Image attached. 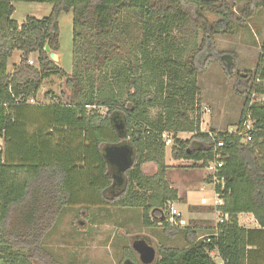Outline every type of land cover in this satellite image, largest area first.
Wrapping results in <instances>:
<instances>
[{"label":"trees","instance_id":"16d2710c","mask_svg":"<svg viewBox=\"0 0 264 264\" xmlns=\"http://www.w3.org/2000/svg\"><path fill=\"white\" fill-rule=\"evenodd\" d=\"M16 2L48 3L51 10L19 24L12 18ZM259 10L264 0H248L238 14L216 0H0V264H63L43 240L86 188L87 205L139 208L145 227L183 233L186 245L158 246L152 264H218L211 251L225 264H264V100L251 99L264 94V36L254 69L235 73L246 84L237 125L249 111L250 142L233 131L210 137L201 130L197 81L204 62L221 64L215 36L236 33ZM62 12H72L70 73L49 57L59 50ZM208 14L218 19L210 22ZM134 28L136 52L126 51ZM14 51L20 59L8 72ZM32 53L37 66L28 60ZM50 76L63 80L68 98L30 103ZM183 132L191 137L179 138ZM165 133L171 156L200 168L214 159L215 142L223 144V185L214 190L222 199L216 210L227 220L215 234L198 239L193 228L166 222L168 204L181 198L166 179ZM125 143L132 164L117 175L103 149ZM239 213L252 214L259 228L241 227ZM125 260L140 264L131 249Z\"/></svg>","mask_w":264,"mask_h":264},{"label":"rangeland","instance_id":"374dc122","mask_svg":"<svg viewBox=\"0 0 264 264\" xmlns=\"http://www.w3.org/2000/svg\"><path fill=\"white\" fill-rule=\"evenodd\" d=\"M216 1L228 3L234 13L238 14L248 0ZM14 9L13 18L20 22L26 16L42 18L48 15L51 5L16 2ZM206 17L210 22L218 19V16L213 14H208ZM71 19L72 12H63L58 18L60 48L57 63L66 72H71L72 68ZM128 36L125 49L135 51L136 44L140 40V32L134 28ZM263 36L264 10H259L253 18L246 20V26L236 33L215 36L217 48L224 52L221 57L222 65L218 62H204L203 70L199 72L197 78L200 89L198 114L201 118L202 131L235 130L244 104L243 92L246 85L244 78L238 77L235 73L239 72L244 75L254 69ZM19 59V52L14 51L8 59L7 69L12 70ZM32 59L28 58L33 62L32 65L37 66V62ZM59 97L62 100L68 98V90L63 80L55 77L41 83L35 102L57 101ZM258 98L255 96V99ZM204 108L207 109L203 110ZM100 111L105 112V109L100 108ZM155 111V109L150 110V114L153 116ZM165 153L170 156L168 147L165 148ZM204 170L206 171L204 168L202 172H205ZM146 172L151 173L152 171L146 170ZM191 196V204L199 202V198L205 196L207 204L214 205L216 198L212 183H205L201 190L193 191ZM78 197L80 202L64 208L43 240L47 251L63 264H131L125 259L128 258L130 249L133 250L132 241L140 238L145 239L156 250L158 246L181 248L186 245L182 232L176 235L166 233L161 226L145 227L140 210L87 205V188ZM181 209L186 210L187 207L182 205ZM197 210L204 211L205 220L193 222L194 227L189 223V227L196 229V238L202 239L215 234L216 226L221 219L216 207L204 206ZM247 223L242 216L240 224L243 227H249ZM169 234L173 235L172 239L167 236Z\"/></svg>","mask_w":264,"mask_h":264},{"label":"crops","instance_id":"0c3cea01","mask_svg":"<svg viewBox=\"0 0 264 264\" xmlns=\"http://www.w3.org/2000/svg\"><path fill=\"white\" fill-rule=\"evenodd\" d=\"M14 4L15 3H13V5ZM60 15L58 18H60ZM12 18H13V14H12ZM18 23L20 24V23H22V21H20ZM58 25H59V23H58ZM71 38H72V19H71ZM71 42H72V40H71ZM59 43H60V30H59ZM58 51L56 52V54H58ZM18 52H19V55H21V52L20 51H18ZM29 57L33 58L34 60L33 59L32 60L37 62V54L36 53L30 54ZM16 64H14V65H16ZM32 64H33V62H32ZM13 68H14V66H13ZM13 68H12V70H13ZM12 70H10V71L8 70V72H12ZM67 73H70V72H67ZM55 77L59 78L58 76H50L49 78L45 79L43 82L50 81ZM32 99H33L34 103H40V102H35L37 100L36 96ZM46 103H48V102H46ZM201 125H202V123L200 124V127H201ZM215 132H217V131H215ZM183 136H186V137H183ZM178 137L181 139H189L191 137V134L183 132V133H180L178 135ZM167 147L171 150V146L170 147L166 146L165 148H167ZM3 149H4V142H3L2 138H0V150H3ZM165 164L168 167L167 173H166V179H167L170 187L174 188L178 193V197L181 198L180 201H175V202L171 203L172 207L175 208L177 211H179V213L181 214V220H182L184 226L189 227V223H190L191 224L190 226L194 227L193 222L205 220L204 215H203V214H205L204 211L199 212L197 210V208L204 207V206H215V204L214 205L207 204L205 196L200 197L199 202H195L194 204H191V202H190L192 199V196H191L192 192L193 191L198 192V190L202 189V187H203V185H205V183H208L207 171L204 170L205 172H202V170L204 168L198 167L200 165V162H194L192 160H187V159H174L171 156V153H170V156H167V154L165 155ZM192 165H194V166H192ZM154 169H155V167L151 164H148L145 166V171L146 170L154 171ZM121 182H120V184H121ZM118 190L120 191L121 189H117V192H118ZM182 205L183 206L185 205L187 207V209L182 210L181 209ZM100 208H102V206ZM132 209H136V210L141 211V209H139V208H132ZM182 212L184 213L183 217H182ZM141 213H142V211H141ZM242 216L244 217V221L248 222L247 225H250L249 226L250 228L249 227H243L240 224V218ZM237 218H238V224L243 228H246V229H257V228H259V225L255 221L253 215L250 213H248V214L247 213H239L237 215ZM194 230L196 231V229H194ZM167 236L170 237L171 239L173 238V237H171L172 235H167ZM252 248H255V247H252Z\"/></svg>","mask_w":264,"mask_h":264},{"label":"built area","instance_id":"2783aa9c","mask_svg":"<svg viewBox=\"0 0 264 264\" xmlns=\"http://www.w3.org/2000/svg\"><path fill=\"white\" fill-rule=\"evenodd\" d=\"M30 63L32 64V61H30ZM255 96H258L259 98L256 100H264V94L263 95H256V94H252L251 95V99L255 100ZM30 103H34L33 99L29 100ZM207 108H204L203 110H206ZM254 131L253 128V121L250 117V112L248 111L243 119V121L241 122L240 125H237L235 130H233V132H235L238 137L241 138L242 142H250L252 140V132ZM232 132V131H229ZM215 134V132H211L208 131V135L210 137H212ZM163 139H164V144L165 147L166 146H172V138L169 134L165 133L163 135ZM223 146L222 142H215V144L213 145V151H214V159L212 161L207 162L206 164V171L208 172V175L211 177L212 179V184L213 186L216 184H221L223 185V178L220 176L219 171L220 168L222 167L223 163L220 160V155H219V149ZM215 191V190H214ZM215 207H217L218 205H220L222 203V199L220 197V194L218 192L215 191ZM218 212V211H217ZM166 215H167V219L166 222L168 224L169 227H181L183 226V222L181 220V214L179 213V211H177L175 208L172 207V204H168V209L166 210ZM220 223L223 221L227 220V215H221L220 214ZM210 256L218 263V264H225L224 260L217 254L216 251H211L210 252Z\"/></svg>","mask_w":264,"mask_h":264},{"label":"water","instance_id":"95a60500","mask_svg":"<svg viewBox=\"0 0 264 264\" xmlns=\"http://www.w3.org/2000/svg\"><path fill=\"white\" fill-rule=\"evenodd\" d=\"M45 51H49L45 46ZM51 60L58 62L56 53H49ZM103 157L107 164L114 169L117 175L124 173L132 164L133 150L128 144H115L103 149ZM133 251L138 255L141 264H152L156 258L157 250L145 239H135L131 243Z\"/></svg>","mask_w":264,"mask_h":264},{"label":"flooded vegetation","instance_id":"af4514ba","mask_svg":"<svg viewBox=\"0 0 264 264\" xmlns=\"http://www.w3.org/2000/svg\"><path fill=\"white\" fill-rule=\"evenodd\" d=\"M113 172H115L114 169H113Z\"/></svg>","mask_w":264,"mask_h":264}]
</instances>
